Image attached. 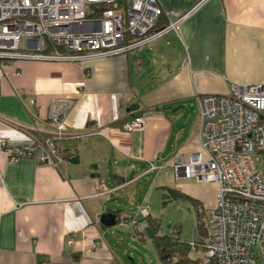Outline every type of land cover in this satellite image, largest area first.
<instances>
[{"label": "crops", "instance_id": "0c3cea01", "mask_svg": "<svg viewBox=\"0 0 264 264\" xmlns=\"http://www.w3.org/2000/svg\"><path fill=\"white\" fill-rule=\"evenodd\" d=\"M158 2L173 12L172 21L194 9L179 36L170 31L124 54L80 62H4L0 138L23 146L49 136L55 99L72 102L64 118L72 136L58 141V166L34 158L10 162L0 151V264H138L135 247L124 241L146 239L138 210L149 205L136 203L144 179L150 190L166 187L160 174L200 150L199 118L187 131L186 121L169 112L197 111V96L227 95L231 84L264 83V0ZM138 115L145 116L143 128L125 131ZM151 165L160 169L147 173ZM182 181L175 189L206 209L214 206L216 184ZM103 214L115 216L114 228L101 224ZM203 253L198 246L192 252Z\"/></svg>", "mask_w": 264, "mask_h": 264}, {"label": "built area", "instance_id": "2783aa9c", "mask_svg": "<svg viewBox=\"0 0 264 264\" xmlns=\"http://www.w3.org/2000/svg\"><path fill=\"white\" fill-rule=\"evenodd\" d=\"M100 5L99 16H88ZM193 10L172 21L173 12L158 0H127L125 5L117 0H0V84L8 60L80 62L90 56L121 55L170 31L179 36L182 21ZM162 16L167 25L151 32ZM48 46L63 51L45 53ZM71 106L68 99L52 100L49 136L32 138L23 146L0 138V151L10 162L34 158L60 165L58 141L72 136L64 122ZM196 108L200 150L177 157L170 168L177 180L218 187L214 206L204 212L208 237L202 264H264V178L258 170L264 159V83L231 84L227 95L197 96ZM144 124L145 116L138 115L123 129L133 132ZM14 126L26 133L32 130ZM158 169L151 165L147 173ZM149 213V206L138 210L142 218ZM195 247L192 243L191 249Z\"/></svg>", "mask_w": 264, "mask_h": 264}, {"label": "rangeland", "instance_id": "374dc122", "mask_svg": "<svg viewBox=\"0 0 264 264\" xmlns=\"http://www.w3.org/2000/svg\"><path fill=\"white\" fill-rule=\"evenodd\" d=\"M169 114L175 115L177 120L181 119V121H178L179 123L184 124V122L186 121L187 131L193 130L197 125L198 115L194 107L180 108L176 112H169ZM258 170L261 176L264 178V159L262 160L261 164L258 165ZM153 175H151V178L153 177ZM146 179H144V182L142 183V191L137 192L136 203L143 202L144 205L148 204L150 206L149 208L151 209V216L156 218L160 224L159 233L176 236L179 229V237L182 241L189 243L190 247L193 243L196 246L195 249L197 248V246L198 249H202L201 245L197 244V242L200 241V236L195 232L196 209L194 208L193 204L190 200L187 199H172L170 196L166 195V191H164V189L167 188H176L175 184L181 183L183 181L175 179L171 169L169 171H166L165 169V172H162L160 174V182L166 187L162 186L163 188H157L154 186L150 190L148 182L149 179ZM204 192L205 197H207L208 199H211L214 195L213 189L211 188H209L207 191L204 190ZM163 195H166L165 199L168 201L165 205L162 201ZM203 202L199 201L197 211L204 213L206 210V202ZM203 223L205 226L204 218ZM207 237L208 233L206 230V235L202 239V242L206 240ZM124 242H126V246L129 250L135 247L136 255L141 257V261L137 260V263L139 261L138 264H160L152 242L147 237L144 241H140L138 239V236L135 238L130 237L129 240L127 238V240ZM195 251L191 249V255L194 257L197 256L195 254H192V252L195 253ZM174 256L176 257V255Z\"/></svg>", "mask_w": 264, "mask_h": 264}, {"label": "trees", "instance_id": "16d2710c", "mask_svg": "<svg viewBox=\"0 0 264 264\" xmlns=\"http://www.w3.org/2000/svg\"><path fill=\"white\" fill-rule=\"evenodd\" d=\"M127 0H117L119 5H125ZM103 5L98 7H94L93 12H90L88 16L96 17L100 15L99 9H102ZM161 18V17H160ZM159 18V19H160ZM163 23L160 20L157 22L156 26L152 29L151 32H156L160 28L165 27L162 25ZM50 52V47L48 46L45 50V53ZM75 161V160H74ZM166 191V195L170 196L172 199H187L190 200L193 204L195 210V232L200 236V241L197 242L198 245H201L203 248L202 239L206 235V229L203 223L204 213L197 211V206L199 205V201L195 200L188 195H185L181 191L175 188H167L164 189ZM163 195L162 201L165 205L168 201L165 199ZM146 221V227L144 230L145 236L150 239L152 245L155 249V252L158 256V259L161 264H202V257H194L191 255V247L190 244L182 241L179 237V229L177 235L170 234H160V224L158 220L152 217L150 214L144 218ZM204 249V248H203ZM176 255V257L174 256Z\"/></svg>", "mask_w": 264, "mask_h": 264}, {"label": "water", "instance_id": "95a60500", "mask_svg": "<svg viewBox=\"0 0 264 264\" xmlns=\"http://www.w3.org/2000/svg\"><path fill=\"white\" fill-rule=\"evenodd\" d=\"M100 222L106 227H113L116 224L115 216L113 214H103L100 217Z\"/></svg>", "mask_w": 264, "mask_h": 264}]
</instances>
